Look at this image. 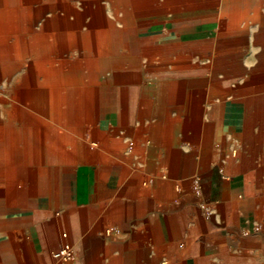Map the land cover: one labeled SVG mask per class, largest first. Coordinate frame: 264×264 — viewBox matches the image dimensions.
<instances>
[{"label":"crops","instance_id":"obj_1","mask_svg":"<svg viewBox=\"0 0 264 264\" xmlns=\"http://www.w3.org/2000/svg\"><path fill=\"white\" fill-rule=\"evenodd\" d=\"M187 6L123 25L77 111L1 106L0 264H264V0ZM33 8L0 0V97L74 86L37 75Z\"/></svg>","mask_w":264,"mask_h":264},{"label":"bare ground","instance_id":"obj_2","mask_svg":"<svg viewBox=\"0 0 264 264\" xmlns=\"http://www.w3.org/2000/svg\"><path fill=\"white\" fill-rule=\"evenodd\" d=\"M105 1L111 6L110 9H113L114 13H116L115 9L122 7L126 12L139 9V12L135 11L134 17L131 18L134 20L143 17L140 10L145 4L152 3L153 0ZM158 2H156L157 5H159ZM191 2L193 3L192 0H165L162 6L175 9L180 5L185 7ZM32 4L34 5L33 14L37 39V58L35 60L37 75L44 76L43 79L46 77L51 83L65 82L64 84H66L70 81L74 86L64 94V88L53 87L50 84L45 87L35 85L27 77L26 83L14 89L6 88L4 90L5 96L0 97V111L3 106L2 111L7 112L4 105L14 101L15 111L20 114L29 112L33 107L44 111L45 105L49 102H51L52 112H60L65 97L69 110L75 112L78 110L81 98L80 88H75V81L77 77L81 76L82 67L88 66L95 70L98 66L107 64L105 59L107 54L115 48L118 49L121 45L120 30L114 27L112 21L104 15L100 7V0H32ZM21 14L27 15V10H21ZM129 14L125 13L127 19ZM127 24L129 22L124 25ZM78 51L83 53V60L68 58ZM51 53L55 55L51 58L54 62L58 61V58L64 57L68 65V73L65 76L59 75L55 68L44 70L45 61L49 59ZM91 76L89 75V80L90 83H93Z\"/></svg>","mask_w":264,"mask_h":264},{"label":"rangeland","instance_id":"obj_3","mask_svg":"<svg viewBox=\"0 0 264 264\" xmlns=\"http://www.w3.org/2000/svg\"><path fill=\"white\" fill-rule=\"evenodd\" d=\"M164 1L165 0H153L152 3L149 4L148 8L140 10V11L146 12V14L142 15V16L148 20L172 18V17H177L182 11H185L187 8H189V6H187L185 8L180 6V7H176L175 9H168V8L162 6V3ZM222 1H225V0H193V3L199 4V3L207 2L208 4H212V3L213 4H215V3L219 4ZM156 2H158L159 5H157ZM192 6H194V4H192ZM100 7H101V10L103 11L104 15L113 21V23L117 29H121L126 22L130 23L132 21L131 18L134 17L135 11L137 12V10H138V12H139V9L126 12L124 10V8L122 7V8L115 9L116 13H114V11H112L113 9H110L111 6H109L107 4V1H105V0H100ZM125 13L126 14L130 13L128 16V19H127V17H125ZM78 52H80V51H78ZM78 52H74L73 56H70L68 58H71L70 60H74V59L83 60V58L79 57V55L77 57ZM10 106H11V104L5 105V107L7 109H11L12 107H10ZM26 107L30 108L29 106H26Z\"/></svg>","mask_w":264,"mask_h":264},{"label":"built area","instance_id":"obj_4","mask_svg":"<svg viewBox=\"0 0 264 264\" xmlns=\"http://www.w3.org/2000/svg\"><path fill=\"white\" fill-rule=\"evenodd\" d=\"M61 238L63 240L58 252L57 256L64 262H68L73 258V249L71 244L67 241V233L62 232Z\"/></svg>","mask_w":264,"mask_h":264}]
</instances>
